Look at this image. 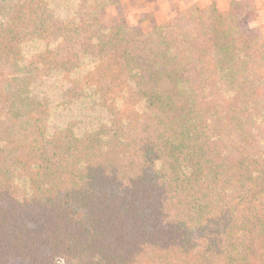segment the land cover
I'll return each mask as SVG.
<instances>
[{"label": "trees", "instance_id": "1", "mask_svg": "<svg viewBox=\"0 0 264 264\" xmlns=\"http://www.w3.org/2000/svg\"><path fill=\"white\" fill-rule=\"evenodd\" d=\"M116 1L0 0V264H264V0Z\"/></svg>", "mask_w": 264, "mask_h": 264}, {"label": "rangeland", "instance_id": "2", "mask_svg": "<svg viewBox=\"0 0 264 264\" xmlns=\"http://www.w3.org/2000/svg\"><path fill=\"white\" fill-rule=\"evenodd\" d=\"M194 3L199 4L201 6L207 5V3L206 4H201V3H196V2ZM129 4L131 3H128V1L121 2V0H117L114 4H110L107 7H105L103 10L99 11L98 18L101 24L104 26H110V25L115 24L118 21H124L128 24L134 25L139 30H147L151 28L152 24L150 22H147V19L145 18V17L148 18L149 16L145 13L143 14V17L141 18L142 20H145V22L140 20L139 19L140 14L138 13V10H136L135 7L133 8L132 6H129ZM188 5H185L179 9L173 10L171 13H169V15L174 14L176 11L183 10ZM166 19L164 21H166ZM262 24H264V14L262 12H258L254 15V18L251 21L250 25L252 27H258L259 25H262Z\"/></svg>", "mask_w": 264, "mask_h": 264}, {"label": "crops", "instance_id": "3", "mask_svg": "<svg viewBox=\"0 0 264 264\" xmlns=\"http://www.w3.org/2000/svg\"><path fill=\"white\" fill-rule=\"evenodd\" d=\"M128 1L129 6L135 7L140 14L139 19L143 17V14H147L149 17H145L147 22H150L152 25L159 24L163 22L175 9H179L182 6L191 4V3H201L206 4L209 2H214L218 10L224 11L229 6L228 0H121ZM145 22V20H142Z\"/></svg>", "mask_w": 264, "mask_h": 264}]
</instances>
